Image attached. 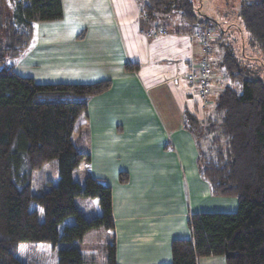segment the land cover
Instances as JSON below:
<instances>
[{
    "label": "trees",
    "instance_id": "16d2710c",
    "mask_svg": "<svg viewBox=\"0 0 264 264\" xmlns=\"http://www.w3.org/2000/svg\"><path fill=\"white\" fill-rule=\"evenodd\" d=\"M142 1L141 12L148 20L175 12L192 26L215 25L209 18L198 19L191 0ZM238 15L248 36L246 46L264 57V0L242 3ZM6 16L0 17V264H28L26 248L34 242L72 243L93 228L114 227L111 187L89 174L83 182L73 177L89 156L72 141L88 100L111 83H38L16 71L14 60L28 47L34 25L62 18L60 0H14ZM221 39L217 33L211 41L223 48L219 66L229 84L214 97L216 118L200 120L186 112L184 125L197 141V169L211 194L236 197L238 206L235 212L192 213L191 238L171 241L170 264H198L207 256H222L226 264H264V78L242 71L238 56H247L245 48L235 52ZM202 62L209 85V64L202 60L197 65ZM52 159L57 182L32 193L33 172ZM118 179L127 181L126 173ZM76 197L97 199L100 212L85 217ZM70 216L73 221L60 227ZM105 262L117 264L114 240L106 245ZM83 263L77 247L58 248L56 264Z\"/></svg>",
    "mask_w": 264,
    "mask_h": 264
},
{
    "label": "crops",
    "instance_id": "0c3cea01",
    "mask_svg": "<svg viewBox=\"0 0 264 264\" xmlns=\"http://www.w3.org/2000/svg\"><path fill=\"white\" fill-rule=\"evenodd\" d=\"M60 2L62 18L34 25L14 67L38 83L110 81L75 122L72 141L89 162L81 161L73 177L83 182L89 174L111 187L114 227L105 231L117 264H170L171 241L191 238L192 213L237 210L236 197L212 195L200 177L197 141L184 125L186 112L216 118L214 97L229 79L224 73L222 84L212 65L210 35L178 14L148 20L142 0ZM202 60L209 64L208 95L187 79ZM89 202L98 214L97 199ZM198 264L226 262L207 256Z\"/></svg>",
    "mask_w": 264,
    "mask_h": 264
},
{
    "label": "rangeland",
    "instance_id": "374dc122",
    "mask_svg": "<svg viewBox=\"0 0 264 264\" xmlns=\"http://www.w3.org/2000/svg\"><path fill=\"white\" fill-rule=\"evenodd\" d=\"M197 11V17L201 21L215 22V25H198L194 27L204 29L210 35V41L217 37V33L221 35V41L224 44L230 45L232 50L238 52L241 48H245L247 56L241 58L242 71L246 72L249 77L264 78V57L257 51L249 49L247 45L248 36L243 28L240 17L238 15L240 5L244 2H256L259 0H191ZM26 3V2H25ZM14 0H0V17L7 18V13L13 9ZM199 12V13H198ZM180 16V15H179ZM168 19H176L177 14L170 12L166 15ZM181 17V16H180ZM180 21V20H179ZM174 27H176L174 25ZM215 28V29H213ZM223 31V32H222ZM199 32L196 31V34ZM216 51L213 56L212 65L222 75L220 81L222 84L226 81L224 79V71L219 66L221 57L223 55V48L217 47L216 43L211 41ZM43 83V82H42ZM80 169L75 174L77 178L80 176ZM58 180L57 163L55 159L46 162L41 169L35 170L32 174L31 192L41 193L49 186V182L56 183ZM90 198L76 197L74 198L77 209L87 218L96 216V209L90 204ZM73 217L66 218L65 223H71ZM110 240V234L103 228H93L85 233L81 241H74L72 243H61L52 245L49 242H34L29 245L28 249L30 259L28 264H56L57 253L60 246H75L82 253L83 264H106V245Z\"/></svg>",
    "mask_w": 264,
    "mask_h": 264
},
{
    "label": "built area",
    "instance_id": "2783aa9c",
    "mask_svg": "<svg viewBox=\"0 0 264 264\" xmlns=\"http://www.w3.org/2000/svg\"><path fill=\"white\" fill-rule=\"evenodd\" d=\"M206 64L204 62L198 64L188 72L187 79L189 84L200 87L201 93L209 92L208 84L206 81Z\"/></svg>",
    "mask_w": 264,
    "mask_h": 264
}]
</instances>
